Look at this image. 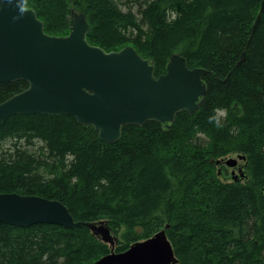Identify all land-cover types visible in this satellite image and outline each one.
<instances>
[{"label": "trees", "instance_id": "trees-1", "mask_svg": "<svg viewBox=\"0 0 264 264\" xmlns=\"http://www.w3.org/2000/svg\"><path fill=\"white\" fill-rule=\"evenodd\" d=\"M260 1L27 0L46 34L68 35L82 13L89 44L132 46L155 77L173 55L206 69V95L197 111L128 125L112 144L71 115L10 116L0 194L58 200L76 221L104 222L116 253L165 230L178 264H264V14L251 30ZM26 87L0 83V102ZM229 155L245 158L237 181L217 174ZM109 252L84 226L0 223V264H92Z\"/></svg>", "mask_w": 264, "mask_h": 264}, {"label": "water", "instance_id": "water-1", "mask_svg": "<svg viewBox=\"0 0 264 264\" xmlns=\"http://www.w3.org/2000/svg\"><path fill=\"white\" fill-rule=\"evenodd\" d=\"M26 1L0 0V83L27 84L0 102V123L13 115L66 114L92 127L100 141L112 144L120 140L123 127L149 121L169 124L178 113H193L202 104L206 69H190L182 57L173 55L165 73L155 77L152 65L132 46L106 52L89 44L82 13L73 16L68 35L46 34L36 12L25 8ZM263 14L261 0L252 31ZM237 160L245 158H229L224 164L234 168ZM0 223L23 228L38 223L66 229L84 226L110 246L117 241L104 222L76 221L63 203L38 195L1 193ZM92 264H178V260L162 230L124 252L112 249Z\"/></svg>", "mask_w": 264, "mask_h": 264}, {"label": "rangeland", "instance_id": "rangeland-1", "mask_svg": "<svg viewBox=\"0 0 264 264\" xmlns=\"http://www.w3.org/2000/svg\"><path fill=\"white\" fill-rule=\"evenodd\" d=\"M137 8H138V7H135V9H133V12L136 13L137 17H139V16H138V13L136 12ZM120 9H121L123 12L126 11V8L123 7V6H120ZM229 158L237 159V156H236V155H229V156H227V157L225 158V160H227V159H229ZM221 161H224V160H221ZM238 163L242 164V166H243L244 161L237 160V164H238ZM222 164L224 165V167H222V166H218V167H216V170L218 171V173H217V174H218V177H219L222 181H231V171H232L234 168H236L237 165H236L234 168H230V167H227V166L224 164V162H223ZM235 175H238V172H237V171L235 172ZM110 234L112 235L113 239L116 238V236L112 233V231H110ZM118 237H119V235H118ZM116 239H117V238H116ZM99 240H100L102 243H104L100 238H99ZM117 242H118V241H116V242H115V245H113V246H110V245L107 244V243H104V244H106V245L108 246L109 251H111V250L113 249L114 252H115V247H116Z\"/></svg>", "mask_w": 264, "mask_h": 264}, {"label": "flooded vegetation", "instance_id": "flooded-vegetation-1", "mask_svg": "<svg viewBox=\"0 0 264 264\" xmlns=\"http://www.w3.org/2000/svg\"><path fill=\"white\" fill-rule=\"evenodd\" d=\"M163 74H164V73H163ZM218 166H222V167H224V165H223L222 163H221L220 165H218ZM241 167H242V164L238 163L237 166H236V168H234V169L231 171V179H232L233 181H237V180H239V179L242 178L240 175H235V172H236V171L238 172L239 168H241Z\"/></svg>", "mask_w": 264, "mask_h": 264}, {"label": "clouds", "instance_id": "clouds-1", "mask_svg": "<svg viewBox=\"0 0 264 264\" xmlns=\"http://www.w3.org/2000/svg\"><path fill=\"white\" fill-rule=\"evenodd\" d=\"M8 3H11L12 0H7ZM26 9L22 8L21 11H25Z\"/></svg>", "mask_w": 264, "mask_h": 264}, {"label": "bare ground", "instance_id": "bare-ground-1", "mask_svg": "<svg viewBox=\"0 0 264 264\" xmlns=\"http://www.w3.org/2000/svg\"><path fill=\"white\" fill-rule=\"evenodd\" d=\"M40 20V19H39ZM41 21V20H40ZM42 22V21H41ZM43 23V22H42Z\"/></svg>", "mask_w": 264, "mask_h": 264}]
</instances>
